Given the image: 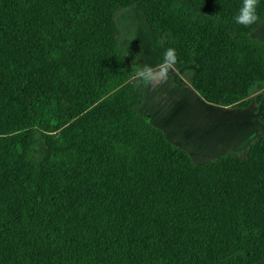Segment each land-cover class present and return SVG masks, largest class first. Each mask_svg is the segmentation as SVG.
<instances>
[{"label": "trees", "instance_id": "1", "mask_svg": "<svg viewBox=\"0 0 264 264\" xmlns=\"http://www.w3.org/2000/svg\"><path fill=\"white\" fill-rule=\"evenodd\" d=\"M240 4L0 0V264H264V134L195 163L136 111L115 19L138 8L205 103L258 115L264 0L248 26Z\"/></svg>", "mask_w": 264, "mask_h": 264}, {"label": "rangeland", "instance_id": "2", "mask_svg": "<svg viewBox=\"0 0 264 264\" xmlns=\"http://www.w3.org/2000/svg\"><path fill=\"white\" fill-rule=\"evenodd\" d=\"M115 19L121 30V37L119 39V42H120V47L126 57L127 72L129 76L132 79H136L138 81L141 79L144 82L141 73L147 74L145 69H148L151 72V80L147 83L144 82L146 83V85L148 86L154 85L157 82L165 81L164 79L162 80L161 78L163 77V74L159 73L164 65V58H163L164 54L161 46L165 40L169 39V37L166 36L164 39H162L158 36L159 39L157 40V46L156 48L155 46L153 48L155 50L150 49L147 42H145V40L142 39L144 37V33L147 32L146 30L150 31V29L146 23V20L142 12L135 7L119 12ZM167 66L169 67V65ZM198 70H199V66L196 62H194L184 70L181 71L175 70L174 72L178 74L177 76H179L180 80L175 79L173 76L172 77L169 76V78L172 80H170V84L169 83L167 84L168 87L166 91H168L169 89L172 90L179 89L180 92L182 93V96L184 95L183 98L189 100V104L191 103L190 105L193 104V99L191 98V93H190L192 91L194 96L197 97L198 98L197 100L199 101L195 103L196 105H202L204 103L207 106H212L205 103L192 89L191 81L194 75L198 72ZM165 73L168 74V72L166 71ZM176 81L177 83H180L181 81L183 85L189 89L190 92L187 93L183 87L182 88H180L179 86L177 87ZM163 89L164 87H162V90ZM142 100H144V104L148 103L149 113H151L154 117L156 116L158 118L157 120L160 123L159 125L164 126V128L154 123L152 124L151 123L152 120H150L151 118L148 119V117L141 114L137 108L136 111L143 117H146L149 120V122L152 125H154L156 128L163 131L171 143L177 145L178 147L188 152V154L192 157L193 161L197 164L211 162L222 154H227V153L239 154L245 152L247 147L257 138L258 135L264 134L263 131L264 126L260 124L259 128H257L254 132L253 131L251 132V138L250 136L247 137L250 138L251 140H248L247 143L245 142V146H243L244 145L243 144L237 148L234 147L236 146L234 145V143L232 144V142H228L225 140V136L230 137V133L233 131L231 130L232 125L230 124L238 122L235 115L236 109L228 108V110L230 111V115L229 114L227 115V111L226 112L222 111V113L223 112L224 113L223 114L216 113L217 116L212 114L208 116L209 114L206 113L203 116L194 115L193 117L188 118L190 115L188 117L185 116L184 107L182 106L183 111H181V119L182 117L188 118V122H190V124L193 126L191 127L189 125L188 127L189 130L187 131L186 130L187 128H185L184 125L182 127L176 126V123L174 125L173 123L165 119L167 118V115H169V107L165 104L163 100H160L158 102L157 98L153 97L151 101L149 100L148 102H146L145 100H147V97L145 99V96L144 97L142 96ZM168 100L170 105L174 104L175 106H177L179 104V102L173 98L171 99L169 97ZM255 105H256L255 97H253V104L249 109L253 110ZM262 109H264V105ZM210 110H216V109H210ZM262 113H264V110H260L259 114L256 116L260 117ZM223 121L229 124L226 125L224 128L219 129L220 132L217 135L218 140L216 144L215 142H210L213 136L216 135L215 133L217 131L216 132L215 131L205 132V131L209 130L210 128H219L220 125L218 122H223ZM237 129L238 131L243 133L246 127L240 126V128ZM170 132H171L170 135H172L171 138H169L168 135V133Z\"/></svg>", "mask_w": 264, "mask_h": 264}, {"label": "crops", "instance_id": "3", "mask_svg": "<svg viewBox=\"0 0 264 264\" xmlns=\"http://www.w3.org/2000/svg\"><path fill=\"white\" fill-rule=\"evenodd\" d=\"M146 31L147 32L144 33V37L142 39L145 40V42H147V44L149 45L150 49L155 50L153 48H154V46L156 48L157 40L159 38L151 30H150L151 32L149 30H146ZM252 37L254 39L264 43V23H262V25L254 32V34H252ZM161 47H162V50H163V44H162ZM163 54H164V51H163ZM163 58H164V56H163ZM126 65H127V62H126ZM164 65H163L162 68L166 69V72H168V74H169L168 75V74H166L164 72L163 77H161L162 80L164 79L165 81L157 82L154 85H149V86L146 85V83H144L141 79L139 80V82L141 84V88H143L142 96L143 97L145 96V99L147 97V100H145L146 102H148L149 100L151 101V99L154 97V98H157L158 102L160 100H163L165 102V104L169 107V115H167V118H165L167 121H170L174 125L176 123V126H181L182 127L184 125V127L187 128L186 130L188 131L189 130L188 129L189 125L191 127H193L190 124V122H188V118L193 117L194 115L203 116L204 114L208 113L209 114L208 116H210V114L217 116L216 113L223 114L226 111H227V115L228 114L230 115V111L228 110V108H219V107H215V106H207L204 103L202 105H196L195 103L199 102L197 100L198 98L195 97L193 92L192 91L190 92L189 89L186 86H184L181 81H180V83H177V81H176V85H177V87L179 86L180 88L183 87L186 90L187 93L188 92L191 93V98L193 99V104L192 105H190L191 103L189 104V100L188 99H184L183 98L184 95L182 96V93L180 92L179 89L178 90L169 89L168 91H166L167 87H168L167 84L168 83L170 84V80H172V79L169 78V76H171V77L173 76L177 80L179 79V76H177L178 74H176L174 72L175 70L170 65H169V67L167 65H165V67H164ZM159 73H162V72L160 71ZM162 87H164L163 90H162ZM169 97L171 99L173 98V99L177 100L179 102V104L177 106H175L174 104L170 105L169 104V100H168ZM186 103H188V104H186ZM263 103H264V100L261 103V105L258 107L259 111L260 110H264V109H262V107L264 105ZM182 106L184 107L185 116L188 117L190 115L188 118H186V117L183 118L182 117V119H181V111H183L182 110ZM209 108L210 109H216V110H210ZM137 109H138V111L141 114H143L144 116L148 117V119L151 118L150 120H152V122H151L152 124L153 123L156 124V125L160 124L159 121L157 120L158 118L156 116L154 117L151 113H149L148 103L144 104V100L141 99V103L139 104ZM222 111H224V112L222 113ZM235 113H236L235 115H236V119H237L238 122L230 124V125H232L231 130H233V131L230 133V137L225 136V140L228 141V142H232V144L234 143V145H236L234 147L238 148L239 146H241L243 144H244L243 146H245V142L247 143L248 140H251L250 139L251 138V132L252 131L254 132L257 128H259L261 123L259 121V116L257 117L256 115H254L252 110H250L249 108L245 109V110L236 109ZM262 115H264V113H262ZM223 122H218L221 127L219 126V128H210L209 130L205 131V132H207V131H215L216 132L217 131L215 133L216 135L213 136V138L211 139L210 142H215V144H216V142L218 140V136L217 135L220 132L219 129L220 128H224L226 125L229 124V123H226V122H224V124H223ZM159 126L164 128V126H162V125H159ZM240 126L246 127V129L243 131V133H241L237 129V128H240ZM201 133H204V132H201ZM170 134H171V132L168 133L169 138H171V136H172ZM174 134H176V133H174ZM249 136H250V138H247Z\"/></svg>", "mask_w": 264, "mask_h": 264}, {"label": "clouds", "instance_id": "4", "mask_svg": "<svg viewBox=\"0 0 264 264\" xmlns=\"http://www.w3.org/2000/svg\"><path fill=\"white\" fill-rule=\"evenodd\" d=\"M257 3L258 0H241L240 7L237 14L234 16V22L239 25L248 26L255 23L258 20L257 15ZM176 59V54L174 49H168L164 54V64L172 65ZM147 74L141 73L144 82H149L151 80V72L145 69ZM166 69H161L162 74Z\"/></svg>", "mask_w": 264, "mask_h": 264}]
</instances>
